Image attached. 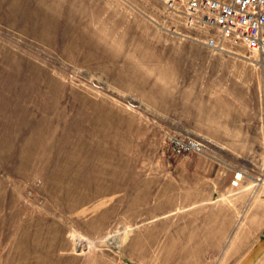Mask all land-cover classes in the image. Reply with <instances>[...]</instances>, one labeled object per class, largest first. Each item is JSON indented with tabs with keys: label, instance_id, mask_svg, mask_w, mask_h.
<instances>
[{
	"label": "rangeland",
	"instance_id": "rangeland-1",
	"mask_svg": "<svg viewBox=\"0 0 264 264\" xmlns=\"http://www.w3.org/2000/svg\"><path fill=\"white\" fill-rule=\"evenodd\" d=\"M184 22L0 0V264H187L173 227L264 233L263 67Z\"/></svg>",
	"mask_w": 264,
	"mask_h": 264
},
{
	"label": "built area",
	"instance_id": "built-area-1",
	"mask_svg": "<svg viewBox=\"0 0 264 264\" xmlns=\"http://www.w3.org/2000/svg\"><path fill=\"white\" fill-rule=\"evenodd\" d=\"M170 12L184 19L185 25L205 33L207 48L225 50L224 42L240 45L257 56L264 70V0H164ZM192 142L187 149L202 151ZM242 174L235 176L237 184Z\"/></svg>",
	"mask_w": 264,
	"mask_h": 264
},
{
	"label": "crops",
	"instance_id": "crops-1",
	"mask_svg": "<svg viewBox=\"0 0 264 264\" xmlns=\"http://www.w3.org/2000/svg\"><path fill=\"white\" fill-rule=\"evenodd\" d=\"M228 216L232 218L230 211ZM230 224L208 221L205 225L173 227V232L180 234L173 238L174 248L189 251L187 264H264V233L252 226Z\"/></svg>",
	"mask_w": 264,
	"mask_h": 264
}]
</instances>
